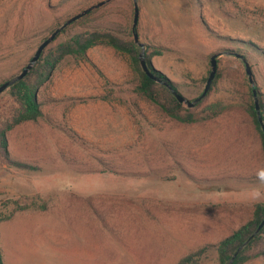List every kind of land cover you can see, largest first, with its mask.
Returning a JSON list of instances; mask_svg holds the SVG:
<instances>
[{
    "label": "rangeland",
    "instance_id": "obj_1",
    "mask_svg": "<svg viewBox=\"0 0 264 264\" xmlns=\"http://www.w3.org/2000/svg\"><path fill=\"white\" fill-rule=\"evenodd\" d=\"M100 1L0 0V84L67 18ZM134 3L139 53L161 50L152 67L190 101L216 54L204 98L227 110L179 124L135 94L127 56L90 48L101 76L64 60L37 91L43 119L6 135L11 159L36 169L0 163L4 264H175L205 245L200 264H218L215 245L264 205V153L239 106L253 103L252 89L259 112L264 105V0H110L48 47L92 28L132 39Z\"/></svg>",
    "mask_w": 264,
    "mask_h": 264
},
{
    "label": "trees",
    "instance_id": "obj_2",
    "mask_svg": "<svg viewBox=\"0 0 264 264\" xmlns=\"http://www.w3.org/2000/svg\"><path fill=\"white\" fill-rule=\"evenodd\" d=\"M91 14L92 11L69 26L83 23ZM241 44L251 51H256L258 55L261 54L260 49L251 43L241 42ZM95 46H104L127 56L136 82L134 86L135 94L156 107L165 117L176 123L186 125L206 123L221 116L227 110V104L225 105L221 101L205 103V98L192 109L183 108L182 104L175 100L165 86L156 83L142 72L138 61L139 49L129 36L106 29H85L73 34L55 46L46 48L26 75L0 94L1 164L20 170L30 171L36 169L31 165L11 159L7 149L6 135L13 127L19 124L36 122L43 119L40 103L37 99V91L49 79L55 68L64 60L72 59L75 62H87L101 76L100 71L91 63L86 55L87 51ZM143 53L149 72L177 91L174 84L168 78L152 67L151 58L161 55L162 51L159 49H152V51L144 49ZM235 57L244 61L246 60L245 55L239 53H235ZM102 99L108 100V97L104 96ZM239 106L251 120L259 136L262 153H264V133L260 129L253 103L249 102L248 104H240ZM260 115L262 122H264V105H260ZM33 206L37 205L34 204ZM37 208L40 210L45 209L44 204H41ZM262 219H264V205L254 203L250 219L215 245L218 264H245L264 257V227L258 233H255ZM1 221L2 219H0ZM208 248L209 246L205 245L195 251L189 252L179 258L175 264H200L202 259L205 258ZM234 254L235 256H233ZM0 264H4L1 249Z\"/></svg>",
    "mask_w": 264,
    "mask_h": 264
},
{
    "label": "water",
    "instance_id": "obj_3",
    "mask_svg": "<svg viewBox=\"0 0 264 264\" xmlns=\"http://www.w3.org/2000/svg\"><path fill=\"white\" fill-rule=\"evenodd\" d=\"M108 1H110V0L100 1V2L90 6L88 8L83 9L82 11H80V12L70 16L69 18H67L59 27L54 29L50 33V35L47 36L45 39H43L41 41V43L37 46V48L34 51L32 57L30 58V60L26 64V66L20 71V73L17 76H15L13 79L7 80V81H5V82L0 84V94L2 92H4L6 89H8L12 84H14L15 82L21 80L31 70L33 65L38 61V59L41 56V54L43 53V51L56 39V37L59 35V33L63 29H65L66 27H68L72 23L78 21L82 17L86 16L90 11H93V10L101 7L102 5L107 3ZM137 19H138V8H137L136 4L134 3L133 19H132V25H131L132 40L138 47L142 48L141 43H139V41H138V36H137V31H136ZM215 57H216V54H213L209 58L210 71L208 73V77L206 79V82H205V85H204V88H203L201 94L198 97H196L195 99L191 100V101L187 100L186 98H184L177 91L173 90L167 83L161 81L159 78L155 77L154 75H152L149 72V70L147 68V65L145 63V60H144L143 51L139 53L138 61H139V66H140L142 72L146 76H148L150 79H152L156 83L165 86L178 103H180V104L185 103L187 108H193L197 103H199L207 95V92H208V90L210 88V85H211V83L213 81V78H214V75H215V72H216ZM244 67H245V73L247 74V76H248V78L250 80L251 73H250L249 66L246 63H244ZM252 95H253V98H254L253 105H254V109H255V111L257 113V119H258V122H259V125H260V129H261L262 133H264V122H262V120H261V115H260V112H259L258 101H257V98H256V93H255V91L253 89H252ZM262 227H264V219H262L260 221V223L258 224V226H257V228L255 230V233H258ZM235 254L233 256H235Z\"/></svg>",
    "mask_w": 264,
    "mask_h": 264
}]
</instances>
